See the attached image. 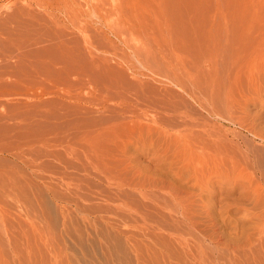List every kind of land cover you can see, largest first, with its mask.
<instances>
[{
	"label": "rangeland",
	"instance_id": "obj_1",
	"mask_svg": "<svg viewBox=\"0 0 264 264\" xmlns=\"http://www.w3.org/2000/svg\"><path fill=\"white\" fill-rule=\"evenodd\" d=\"M104 5L0 0V69L19 66L34 84L49 70L71 91L32 128L69 143L64 162L39 148L34 172L0 154V264L263 262L264 0H232L234 33L210 38L214 47L185 43L187 69L216 73L204 96L177 83L173 65L142 62L136 50L168 64L170 51Z\"/></svg>",
	"mask_w": 264,
	"mask_h": 264
},
{
	"label": "bare ground",
	"instance_id": "obj_2",
	"mask_svg": "<svg viewBox=\"0 0 264 264\" xmlns=\"http://www.w3.org/2000/svg\"><path fill=\"white\" fill-rule=\"evenodd\" d=\"M95 1L97 2L99 1L100 6L101 5L103 6L105 2H110L111 5L113 4L112 8L115 7L120 11H124L126 15L129 16L131 15V17L136 20V23L135 24L131 23L129 25L130 29L131 26L136 27L137 26L136 24L139 23L140 26L143 27L142 29L144 30L146 29L145 31H152L153 34L159 35V38H161L159 40H162L165 44L164 48H166L165 46H167L166 49L170 51V55L168 54L169 57L167 56L168 60H170L169 64L166 63L164 60L163 62L159 60L160 59L158 58L159 56H157V59L159 61L153 59L155 58V55L152 52H150V50L148 49H144L143 51L141 49L139 50L135 49L136 52H138L141 61L147 63L148 65H151L150 67L151 69H156L164 66L168 69L170 66L173 65L174 67L173 66L172 67L176 71L178 69L184 70L183 73L184 72L185 73L184 75L182 74L183 76H181L180 74L178 76L175 73V70L174 71L171 70L174 73L175 76L174 79L176 80V82L184 87H187L188 85H192L195 89H199V91L203 94V96L206 93L204 92L205 93L204 94L202 92L204 90L202 89L201 91V88L199 87L205 88V86L210 85L211 89L214 88V86L217 83L216 81L217 79H214V76H216L215 72L214 73L212 72L213 76H211L209 72L204 70L205 69L204 65H203V69H201L198 64L199 61L193 59L192 60L194 62L196 61L195 65L193 66V68L187 69L188 67L186 68V66L193 65L194 63L191 61L190 63H188L190 65H185L187 63L184 64V61L187 60L186 59L187 57L181 58L180 56L183 55V51L187 50L185 49L186 48L185 46L187 43H191L189 42L191 40L195 41L193 42L195 43V45H197V43L203 45L205 42L208 41V46H209L213 42V41L209 42L210 38L211 40H214V42L218 43L216 39H219L221 34L224 35L229 34L233 25L232 0H95ZM109 5L110 4H108V6ZM106 7H104V9H106ZM53 9L56 8L53 7ZM109 9L110 12H112L111 7L109 8L107 7V10ZM104 15H106V13H104ZM108 18H110L109 15ZM117 27L123 30L126 29L127 25L123 22L122 24L120 23V25ZM244 27H242V30H244ZM240 32H241V28H240ZM180 34H182L183 36L186 35V37L188 36L187 38H190V40L184 41L185 37L184 38L182 37L183 39L180 38L181 36ZM156 37L158 38V36ZM227 40L230 41L229 39ZM205 44L204 46L208 48V46H206L207 44L206 45ZM213 45L215 44L212 43V46ZM181 46L183 47V50H181L182 49ZM164 48L162 47V49ZM188 49L189 52L187 51L185 52V54L191 53L190 49L193 50L191 47H189ZM214 49L216 50V48ZM192 52H194V50ZM204 52L206 53V51ZM214 52L215 51H213L214 55L219 53L217 52L215 54ZM220 53L222 54V52ZM194 54L195 53H192V56ZM206 55L205 56L208 57V54ZM198 56H199L198 59H200L201 56L197 55V57ZM217 56L218 55H216V58L213 59L217 60ZM202 57H204V55ZM183 59L185 60L183 61ZM208 60L209 62L207 65L209 68H207V70H213L212 68H214L215 66L213 65V60L212 58H208ZM200 62H201L200 64H203L202 63L203 61ZM215 62L216 61L214 60V63ZM147 64H145V66ZM163 64L164 66H162ZM46 71H44V73L43 72L40 73L39 70H35V73L41 79V82L38 84H34V83H27L22 78L23 74L21 73V69L19 68V66H14V67L5 66L0 69V142L5 143L4 145L0 144V154L9 155L8 157L10 160H13L16 163L18 162L26 167L32 168L34 172L39 171V170H35L38 169L39 166L37 165L38 164L37 158L34 157V155L40 157L37 154V152L40 149L46 152L44 156H53L60 163L64 162L63 151L66 154L70 155L69 151L71 149L68 147H64L63 149H60L61 147L65 146V143L69 145V143L65 142L64 140L52 139L48 137L46 138L47 135L35 136L33 134L34 132V130L32 129L33 126L39 127L38 125L41 124V122L46 123L49 122V120L51 119L50 118L51 112L50 109L47 108L48 107L47 104L53 102V100L56 97H60V96L63 97L68 95L69 97H71V91H69V88L67 86L62 87V85H66V84L62 83L56 77L49 75V72H47L48 74H46ZM201 77L205 78V84L203 83V79ZM214 81H216V83ZM45 83H48L50 86L45 85ZM211 83L212 85L214 84V86H212ZM195 96L198 99L197 101L203 104V100L200 99V96L196 94ZM12 106H15L17 109L13 110ZM140 109H138L139 112L141 111V114H145L142 113L144 111ZM125 111L128 110L125 109ZM136 111H137V107H136ZM132 112H135V110ZM140 116L136 115L137 119H140ZM145 120H146L145 124L149 127H152L150 124V120L149 119H145ZM152 125L154 126L153 123ZM52 130L53 128L51 129V131ZM36 176L41 177L42 175L36 174ZM50 191H51V187L47 186L46 189L43 190V195L45 197L50 198ZM261 242H263V240ZM260 246H261L260 250L261 252H263L261 254L264 255V243H261ZM256 254L257 255L255 254L253 255L252 258L253 262H248V264H264V261L262 262L260 260L259 261L255 260V258L257 259L259 257L260 253H256Z\"/></svg>",
	"mask_w": 264,
	"mask_h": 264
}]
</instances>
